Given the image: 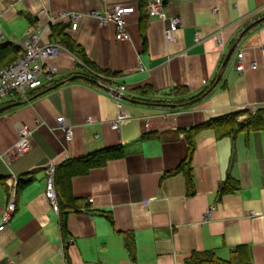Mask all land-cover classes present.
I'll list each match as a JSON object with an SVG mask.
<instances>
[{
	"label": "crops",
	"instance_id": "1",
	"mask_svg": "<svg viewBox=\"0 0 264 264\" xmlns=\"http://www.w3.org/2000/svg\"><path fill=\"white\" fill-rule=\"evenodd\" d=\"M150 1L0 0V46L17 48L14 54L9 47L0 50V67L22 53L30 30L60 47L48 60L57 70L52 82L26 99L0 101V214L10 189L14 193V210L0 230V264H185L189 254L204 250L227 259L238 245L246 247L250 264H264V130L229 136L197 131L191 193L180 172L166 174L186 153L187 129L235 112H242L241 120L264 107V0H160L165 15L180 21L168 37L167 22L145 14ZM119 6L133 8L125 16L126 40L114 38L112 24L83 15ZM67 12L83 15L74 30L59 19ZM61 25L62 36L86 61L115 75L84 66L59 42L52 26ZM237 60L241 71L235 70ZM86 72L110 78L109 85L95 81L110 88L124 87L119 103L128 116L117 129L109 125L117 102L86 82ZM213 79L207 96L176 104ZM177 86L187 93L175 95ZM57 116L72 127L69 140ZM88 117L93 122L84 124ZM21 125L30 131V144L17 154ZM112 147L120 152L69 179L71 197L84 206L66 212L62 236L59 211L44 196L45 170L53 166L55 195L56 166ZM29 178L15 189L18 180ZM231 180L237 190L218 196ZM130 238L132 257L124 247Z\"/></svg>",
	"mask_w": 264,
	"mask_h": 264
},
{
	"label": "built area",
	"instance_id": "2",
	"mask_svg": "<svg viewBox=\"0 0 264 264\" xmlns=\"http://www.w3.org/2000/svg\"><path fill=\"white\" fill-rule=\"evenodd\" d=\"M133 8L131 6H119L103 12L90 11L83 15L94 17L99 24H112L114 30V38L116 40L128 39V34L125 30V16L131 13ZM145 14L149 17H154L162 21H166L167 25L163 29L164 36H170L180 25L177 16H166L162 2L160 0H152L147 2L144 7ZM40 10L39 13H42ZM82 14L79 13H62L60 20L67 21L69 28L74 30L78 25V20ZM58 19V20H59ZM22 53L12 62L0 67V101L5 97H19L24 98L27 94L39 90L53 81V77L57 72L56 68L48 63L52 58L57 48H60L57 43H43L40 40L38 31L30 30L21 43ZM238 57L240 54L237 55ZM253 66V64H251ZM235 70L241 71L242 64L237 60ZM110 79V78H109ZM124 87L118 85L114 88L116 94L111 95L117 102V115L115 119L109 122L111 128L117 129L118 123L125 119L128 114L119 103ZM55 122L63 132V138L69 140L72 134V127L64 120L62 116H57ZM93 119L88 117L83 121L84 124H90ZM30 131L26 125H21L18 128V138L14 144V150L17 154L24 153L29 148ZM53 166H49L45 170L46 183L44 189V196L51 204V208L56 211L55 195L52 188ZM13 189L9 191V198L7 204L0 214V230L7 223L10 214L14 210ZM252 213V212H251ZM254 214V213H252ZM208 215V212L205 216ZM205 217L203 216V219Z\"/></svg>",
	"mask_w": 264,
	"mask_h": 264
},
{
	"label": "trees",
	"instance_id": "3",
	"mask_svg": "<svg viewBox=\"0 0 264 264\" xmlns=\"http://www.w3.org/2000/svg\"><path fill=\"white\" fill-rule=\"evenodd\" d=\"M251 27L252 25L246 26L242 32L247 31ZM52 28L58 30L57 35L59 37V42L67 50L71 51L74 55L79 57V60L84 64V66H87L94 72H97L98 74L104 76L115 75L114 73H110L105 70L96 69L88 61H86V59L82 54V50L73 42L66 39L67 37L62 36L63 34L61 33V31L63 30L64 26L61 25L59 28L58 27L54 28L52 26ZM6 47H9L12 54H14L17 51V48L10 43L1 45L0 50ZM77 66L81 67L82 65L77 63ZM82 77L86 80V82L91 84L92 83L94 84L96 80L103 82L105 85H109L111 83L110 79L104 80L102 78H98L97 76H94V73L92 74V72L91 73L86 72ZM213 82L214 79L209 83L208 86L204 87L196 94L177 100L176 104L184 105L187 102L192 103L195 101H199L200 99L208 95V93L212 89ZM173 91L175 95H185L187 93L186 92L187 90L181 86L174 87ZM240 114H242V112L230 113L228 115L219 118L207 120L205 122H202L187 129L185 136L186 144H187L186 153L183 159H181V161L175 167V169L167 172L166 174H173L180 172L185 179L188 192L191 193L192 179H191L190 158L194 149L193 137L197 131L203 128H209L212 129V131L215 133L216 136H229L238 132L264 130V107L254 111V113H248L243 119L238 120V116ZM119 152H120L119 147L100 149L98 151L89 153L88 155L82 158L65 161L55 167L54 185H56L58 189L55 194V201H56L55 204L60 215L58 226L62 236L66 237V227L64 220V215L66 214V212H70V211L77 212L80 210L82 206H84V205L80 206L81 204L77 203V200L71 197L69 191V179L73 175L85 173L89 167L101 164L103 160H105V158L109 156H113ZM29 180L30 178L18 180L15 189L18 190L19 188L24 186ZM230 184L231 185H229L228 187H225L224 185L220 186L217 189V195L220 196L224 192L226 193V192L236 191L237 190L236 182L234 180H231ZM105 217L107 220L110 221L108 214H106ZM124 247L127 252V255L132 257L134 253L132 238L125 240ZM184 263L185 264H250L247 249L243 245H238L235 248H233L229 252V256L227 259L218 258L217 256H215V254L212 251L204 250L189 254L185 258Z\"/></svg>",
	"mask_w": 264,
	"mask_h": 264
},
{
	"label": "water",
	"instance_id": "4",
	"mask_svg": "<svg viewBox=\"0 0 264 264\" xmlns=\"http://www.w3.org/2000/svg\"><path fill=\"white\" fill-rule=\"evenodd\" d=\"M233 47H234V45L231 46V48L227 51V53H226V55H225V59L231 54V52H232V50H233ZM95 84H96L97 86H99L102 90L108 92V93L111 94V95L116 94V92H115V90H114L113 88H110V87H108V86H105V85H103V84H101V83H99V82H95Z\"/></svg>",
	"mask_w": 264,
	"mask_h": 264
}]
</instances>
